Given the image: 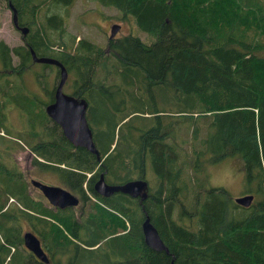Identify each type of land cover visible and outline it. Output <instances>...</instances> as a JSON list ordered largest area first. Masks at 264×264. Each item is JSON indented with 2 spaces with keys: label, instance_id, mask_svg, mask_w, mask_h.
<instances>
[{
  "label": "trees",
  "instance_id": "obj_1",
  "mask_svg": "<svg viewBox=\"0 0 264 264\" xmlns=\"http://www.w3.org/2000/svg\"><path fill=\"white\" fill-rule=\"evenodd\" d=\"M3 1L27 32L21 45L0 40V264H44L22 247V223L65 264H264V0H91L150 37H107L105 49L66 31L75 0ZM30 50L71 75L67 94L87 103L98 160L45 115L46 72H33L46 101L25 88ZM9 109L22 131L8 128ZM17 140L82 209L28 193L8 158ZM226 158L240 165L246 207L197 178ZM99 174L111 185L145 180V199L97 195ZM145 216L168 253L143 244Z\"/></svg>",
  "mask_w": 264,
  "mask_h": 264
},
{
  "label": "rangeland",
  "instance_id": "obj_2",
  "mask_svg": "<svg viewBox=\"0 0 264 264\" xmlns=\"http://www.w3.org/2000/svg\"><path fill=\"white\" fill-rule=\"evenodd\" d=\"M114 25H118V29L114 33L115 37L130 32L144 43H148L150 41V37L148 35H145V33L134 27L131 18L121 20L118 12L111 7H102L95 4L91 0H75L67 10L66 31L69 34L74 35L76 37L75 40L80 37H84L102 48L105 45V40L109 35L110 29ZM21 38L22 36L20 33L11 24L10 11L8 7L3 0H0V40L7 46L14 47L22 44ZM102 49H105V47ZM12 61H16L14 57H12ZM30 68L31 69L26 71L23 76L22 81L25 83L24 86L28 92L33 93L42 101H46V97L43 94V88L40 86L39 82L34 79L33 72H40L41 70L46 72V85L48 87H52V81L54 82L53 78L54 74L57 73V69L55 71L54 67L42 68L41 64L38 63H33ZM71 79V75H67L66 81L62 87L64 93H69ZM53 85H55V82ZM169 108L173 109L175 107L171 106ZM6 124L12 133H16L17 131H22L24 129L23 120L21 121V119H19L17 112L14 109L8 110ZM179 133L182 135L180 130ZM0 134L4 136L3 132H0ZM1 143L2 141L0 144ZM18 145L20 150L14 147L13 151L9 153L8 158L10 162L14 161L17 167L24 171L28 193L30 195L37 194L38 191H36V188L28 184L30 179H35L43 183L57 185L64 188L55 175L43 172L31 164V160L34 158V155L32 152L30 153L28 147L23 146L20 141ZM21 145L23 148H21ZM35 159L41 161V159L36 156ZM86 176H89V174H86ZM200 177H204L202 178V181L207 187H221L233 197L240 196L243 174L240 171L238 161L235 159L226 158L224 161L207 166L203 173L197 175L198 179ZM148 178L151 181L150 176H148ZM7 202L10 203V199H8ZM21 231H29V227L22 223ZM60 260L65 263L63 258Z\"/></svg>",
  "mask_w": 264,
  "mask_h": 264
},
{
  "label": "water",
  "instance_id": "obj_3",
  "mask_svg": "<svg viewBox=\"0 0 264 264\" xmlns=\"http://www.w3.org/2000/svg\"><path fill=\"white\" fill-rule=\"evenodd\" d=\"M10 11V21L12 26L24 36L27 32L25 26L17 24L16 13L10 3H7ZM118 29V25H114L109 32L108 38H112ZM31 61L34 63L53 65L57 68V82L53 88L52 100L44 106L45 115L54 122L60 129L62 136L73 147H81L88 152L94 154L98 160V154L92 142V133L87 123L85 112L87 103L82 98H76L70 94L64 93L62 87L67 78V73L60 62L51 57H37L30 50ZM29 184L38 190L45 201L55 209H64L74 207L78 204V199L70 191L47 183L30 179ZM94 193L101 197H108L114 193H121L129 198L137 199L138 203L146 197L147 184L143 179H132L121 184H107L103 180L102 174L92 185ZM252 200V196L244 194L234 198V202L240 206L246 207ZM143 244L155 251H163L168 253L167 247L160 240L156 229L149 222V218L145 216L140 224ZM22 245L25 250L31 253L36 259L47 262L45 252L42 250L40 240L30 231H24L21 235ZM171 259L169 264H172Z\"/></svg>",
  "mask_w": 264,
  "mask_h": 264
},
{
  "label": "flooded vegetation",
  "instance_id": "obj_4",
  "mask_svg": "<svg viewBox=\"0 0 264 264\" xmlns=\"http://www.w3.org/2000/svg\"><path fill=\"white\" fill-rule=\"evenodd\" d=\"M54 69H55V71H56V67H54ZM57 74H54V78H53V80H54V82L56 83L57 82ZM53 82V83H54ZM53 88H54V85H52V96H53ZM63 91V90H62ZM52 96H51V99L48 101V103L52 100ZM1 135V134H0ZM18 141V140H17ZM18 143H19V141H18ZM14 147H16V148H18L19 150H20V148H19V145H16V144H13V149H14ZM13 149L11 150V151H13ZM15 166H16V168L19 170V171H23L22 169H20V168H18L17 167V165L14 163V161L12 162ZM29 183V182H28ZM65 189V188H64ZM77 199H78V204L76 205V206H74V207H71V208H76V209H82V207H84V205H85V201H83L82 202V200L79 198V197H77V196H75ZM53 208V207H52ZM22 235V234H21ZM41 245V244H40ZM43 250V249H42ZM46 257H47V262H42V261H39L38 259H36L33 255H31V258L33 259V260H35L36 262H38V263H40V262H42V263H44V264H65V263H63V262H61V260L60 259H57L56 257H54V256H51V255H49V254H47L46 253Z\"/></svg>",
  "mask_w": 264,
  "mask_h": 264
},
{
  "label": "built area",
  "instance_id": "obj_5",
  "mask_svg": "<svg viewBox=\"0 0 264 264\" xmlns=\"http://www.w3.org/2000/svg\"><path fill=\"white\" fill-rule=\"evenodd\" d=\"M13 200L10 198V202H12Z\"/></svg>",
  "mask_w": 264,
  "mask_h": 264
},
{
  "label": "bare ground",
  "instance_id": "obj_6",
  "mask_svg": "<svg viewBox=\"0 0 264 264\" xmlns=\"http://www.w3.org/2000/svg\"><path fill=\"white\" fill-rule=\"evenodd\" d=\"M18 31V30H17ZM19 32V31H18ZM20 33V32H19ZM26 34V33H25Z\"/></svg>",
  "mask_w": 264,
  "mask_h": 264
}]
</instances>
